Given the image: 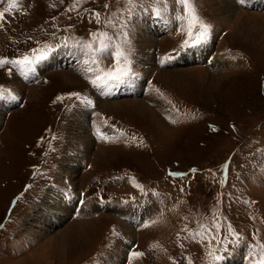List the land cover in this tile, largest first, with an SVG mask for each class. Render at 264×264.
<instances>
[{"label": "rangeland", "instance_id": "374dc122", "mask_svg": "<svg viewBox=\"0 0 264 264\" xmlns=\"http://www.w3.org/2000/svg\"><path fill=\"white\" fill-rule=\"evenodd\" d=\"M19 4L0 28V56H19L38 43L55 45L61 37L87 40L103 27L95 19L90 22L92 10L104 19L125 7L124 0H86L72 12L66 11L72 0ZM197 4L211 25L202 43L215 57L211 62L201 56L202 44L181 49L185 35L173 28L179 26L171 18L177 11L174 0L159 17L153 14L152 0H143L149 10L137 6L138 15L129 18L126 29L138 74L131 86L102 94L85 79L83 57L64 48L37 71L39 82L15 70L9 76L10 66L0 69V85L14 91L12 81L21 84V91H14L19 101H0V264H188L186 257L209 264L207 240L178 241L176 234L187 236L181 229L185 224L198 228V220L210 224L214 212L226 218L223 231L231 223L244 237L239 246L229 245V253H221L225 260L219 264H247L242 259L246 245L255 243L256 229L264 242V0ZM7 6V0L0 3V9ZM147 38L152 40L149 55L138 48ZM167 53L175 58L161 64ZM112 62L107 55L102 61L104 66ZM62 74L75 84L64 83ZM32 87L37 92L31 93ZM69 92L87 95L93 106L75 98L53 103ZM105 101L117 106L107 108ZM75 110L81 111L83 124L70 118ZM97 127L112 139H99ZM77 137L88 145L78 147L71 180L61 168L73 156ZM193 168L198 171L190 172ZM170 171L188 175L172 177ZM63 197L73 198L67 213L57 207ZM76 198L82 201L81 210L74 206ZM138 205L144 215L134 213ZM118 223L132 229L131 235L125 232L131 238L124 240V248L114 245ZM129 250L144 255L131 258Z\"/></svg>", "mask_w": 264, "mask_h": 264}, {"label": "snow or ice", "instance_id": "6c2138e0", "mask_svg": "<svg viewBox=\"0 0 264 264\" xmlns=\"http://www.w3.org/2000/svg\"><path fill=\"white\" fill-rule=\"evenodd\" d=\"M3 0H0L2 3ZM61 3L64 0H60ZM86 0H72V4L66 9L68 12L78 11L80 6L85 3ZM241 5L246 3V0H237ZM177 5V11L175 15V20L179 23L180 30L185 35V39L182 41L180 47L181 49L186 47H196L206 41L210 34L211 25L205 21L203 16L199 12L197 0H174ZM8 6L0 9V28L4 27L5 23L9 21L6 20V14L12 12L14 8H19V0H7ZM125 7L119 10L118 13H111L104 16L102 19V13L96 10H92L90 13L89 20L95 19L98 25H103L102 28H97L96 31L89 33V39H71L69 37H61L60 42L55 45L51 43L39 44L37 47L31 48L28 52H25L16 57L0 56V69L5 68V66H11L7 68V73L12 76L15 70L20 76L28 79L29 77L36 79L37 67L47 61L53 53L57 52L58 49L64 48L69 50V55H76L78 58L83 57L81 63L85 65L82 71L86 74L85 79L88 80L93 88L101 90L102 94H109L108 89L118 87L120 85L131 86L138 74L133 70L131 55L133 49L131 47L130 33L128 30L130 19L133 15H138L136 13V8L139 6L143 11L147 12L149 9L143 7V0H124ZM169 0H152V11L156 16H161L163 13L168 12ZM161 5H163L161 7ZM54 6V5H53ZM110 5L106 3L104 5L105 9H108ZM182 9V10H181ZM88 12V9H84ZM126 14V15H125ZM116 19H113V17ZM53 20L56 17H52ZM120 20L122 23H118ZM71 27V25H69ZM109 28L115 31L110 34ZM176 50L174 49L173 52ZM112 57V63L110 65L104 66L102 61L105 56ZM173 53L165 54L161 59V64L169 63L174 59ZM90 73L91 75H87ZM36 82H39L36 79ZM158 91V90H157ZM65 98L71 100L75 98L85 107L93 106V101L87 96L82 95L80 92H69L65 95H58L53 103L62 102ZM20 97L12 89L0 85V101L15 102L19 101ZM106 123V121H105ZM234 127V126H233ZM213 131L217 129L212 126ZM96 134L99 139L110 140L112 137L109 134L103 132L99 127L96 128ZM123 135V133H121ZM43 137L39 142L43 141ZM51 139H56L52 136ZM131 140L135 141L136 137L133 135ZM38 142V143H39ZM227 169L228 164L223 165ZM198 171L193 168L190 172L195 173ZM211 172L212 170L209 169ZM172 177H184L188 173L180 172H169ZM214 175V173H213ZM224 180L220 183L224 184ZM133 185L138 188L141 192H144L143 185L136 182L135 178H132ZM31 187V185H28ZM183 192V187L180 188ZM223 195V194H221ZM19 199V197H17ZM82 202V201H81ZM15 203V201H13ZM221 201H217V204ZM247 203V202H246ZM254 203V201H252ZM251 219L255 220L256 217L252 216ZM187 220V217L184 218ZM223 218L215 212L212 215L211 223H202L197 221L198 228L190 229L187 224L181 229L182 232L187 233V236L181 237L180 232L176 234L177 240L182 239H192L195 240L199 237L201 243L207 240L206 245V255L209 260V264H219L225 260V256L221 253H229V245L239 246L244 237L240 232L236 231L231 223L227 224L226 231H223ZM158 221H151L152 224ZM149 226L148 224L144 225ZM4 225L0 224V228ZM114 235H119L113 230ZM253 239L255 243H250L246 245V256L245 259L247 264H264V242L259 238V229L253 232ZM183 247V244H180ZM144 253L133 251L130 253L131 258L142 257ZM170 259L174 260V258ZM188 264H194L190 257H186ZM178 264V262H175Z\"/></svg>", "mask_w": 264, "mask_h": 264}, {"label": "bare ground", "instance_id": "6f19581e", "mask_svg": "<svg viewBox=\"0 0 264 264\" xmlns=\"http://www.w3.org/2000/svg\"><path fill=\"white\" fill-rule=\"evenodd\" d=\"M228 6H226V8H227ZM152 40L151 39H149V38H147V39H145V40H142L141 41V46H139L138 48H139V53H143V54H147V55H149V52H150V50H151V44H152V42H151ZM202 48H201V50H202V52L204 51V53H202L201 54V56H204V55H206V57H212L213 59L215 58V57H213V56H211V53L208 51L207 52V50H208V48L206 47V45L205 44H202V46H201ZM142 54V55H143ZM215 55L217 56V53H215ZM55 55H52L47 61H45L44 63H42L41 65H39L38 67H37V71H39V69H41V67L42 66H44V65H47V63L49 64V63H53L54 61H55V57H54ZM212 61V60H211ZM210 61V62H211ZM214 62V61H213ZM214 64V63H213ZM172 72V71H171ZM165 73H168V72H165ZM61 77L64 79V83H66V84H70V85H74L75 84V80L73 81V78L70 76V75H67V74H62L61 75ZM12 86H13V88H14V91L15 92H19V91H21L20 89H21V84L17 81V80H14V81H12ZM133 86H135V85H133ZM30 91H31V93H34L36 90L32 87V88H30L29 89ZM37 92V91H36ZM37 94V93H36ZM38 95V94H37ZM107 95H109V94H107ZM36 97V96H35ZM40 97V96H39ZM41 98V97H40ZM138 103V102H137ZM103 104L108 108H111V107H113V106H117V103L116 102H112V101H105V102H103ZM116 104V105H115ZM143 106V105H142ZM79 114V115H78ZM81 111L80 110H75V111H73L72 113H71V116H70V118H72V119H74L75 121H76V124H83L82 122H81V119H82V117H81ZM160 120V119H159ZM71 123V122H70ZM80 129L81 128H79V131H80ZM82 131V130H81ZM83 132V131H82ZM82 134V133H81ZM82 136V135H81ZM88 137H91V136H88ZM74 138V137H73ZM91 139V138H90ZM87 141L88 140H85V139H82L81 137H77V140H76V138H75V140L72 142V144H73V148H72V151H71V153L73 154V156L71 157V159H68L69 161L68 162H66L65 163V165H63V167L61 168L62 169V171H64L65 173L64 174H66L68 177H70V179L72 180L73 179V177H74V175H72V174H74V167L72 166V165H75V164H73V161L72 160H74L75 158H74V156H76L77 154H79V152H80V149L81 148H78L79 147V145L81 146V147H86V143H87ZM81 142V143H80ZM87 145H88V143H87ZM88 149V148H87ZM60 195H62V194H59V195H56V197H58V196H60ZM64 195V194H63ZM65 196V195H64ZM53 198H54V200H55V196H52ZM57 199V198H56ZM64 199V200H63ZM63 199H61V201L63 202V204H59V206H57L59 209H60V211L61 212H64V213H67V206L66 205H69V204H71V201L73 202V198H67L66 199V197H63ZM74 206H75V208L77 209V210H81V208H82V202H80L79 201V199L78 198H76V200H75V202H74ZM55 208V207H54ZM56 210V209H55ZM76 210V211H77ZM90 210H91V208H90ZM133 210V209H132ZM57 211V210H56ZM129 211V210H128ZM59 212V211H58ZM130 213H131V211H129ZM134 213H141L142 215H144V212H143V209H142V206H137V207H135L134 208ZM62 214V213H61ZM64 215V214H63ZM85 215V214H84ZM52 218V216H49V219H51ZM54 218V217H53ZM57 220V219H56ZM127 220H131V218L130 219H127ZM54 221H55V218H54ZM92 221V220H91ZM136 222V221H135ZM119 224V240H117L116 242H115V244L114 245H116V246H118V247H121V248H124V245L126 244L125 242H124V240H126V239H129V238H131V237H129L128 235L130 234H132V229H131V227L129 226V225H125L124 223H118ZM128 233V235L126 234V233ZM55 237V236H54ZM50 241V240H49ZM224 264H226V263H224Z\"/></svg>", "mask_w": 264, "mask_h": 264}]
</instances>
